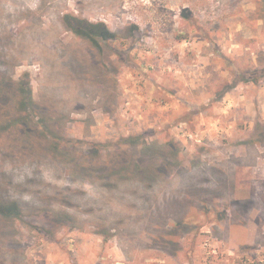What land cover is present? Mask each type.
Returning <instances> with one entry per match:
<instances>
[{
	"label": "rangeland",
	"instance_id": "obj_1",
	"mask_svg": "<svg viewBox=\"0 0 264 264\" xmlns=\"http://www.w3.org/2000/svg\"><path fill=\"white\" fill-rule=\"evenodd\" d=\"M0 200V264H264V0H0Z\"/></svg>",
	"mask_w": 264,
	"mask_h": 264
},
{
	"label": "trees",
	"instance_id": "obj_2",
	"mask_svg": "<svg viewBox=\"0 0 264 264\" xmlns=\"http://www.w3.org/2000/svg\"><path fill=\"white\" fill-rule=\"evenodd\" d=\"M66 23L69 25L70 30L73 31L76 35L87 39L94 46L100 45V41L107 39H116L118 34L111 32V30L104 23H93L87 19L67 15L65 17ZM17 96L14 103V111L10 113L9 116L5 119V123L2 128L8 126H17L21 125L23 127L29 128L28 124L32 119L37 115V108L34 105L33 93L31 88L22 89V94ZM41 117V116H40ZM31 118V119H29ZM39 118V117H38ZM43 119V118H42ZM45 122V121H44ZM46 126V133L49 131V125L44 123ZM31 132V129H28L27 132ZM50 132V131H49ZM33 133V132H32ZM27 136L29 134H25ZM54 138L52 140L58 142L60 138L57 134H53ZM57 135V136H56ZM27 142H30L28 138ZM56 146V143H53ZM122 169L128 170V165H125ZM21 214V206L17 201L7 202L0 200V218L5 220H10L12 218L19 217Z\"/></svg>",
	"mask_w": 264,
	"mask_h": 264
}]
</instances>
